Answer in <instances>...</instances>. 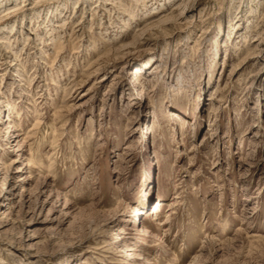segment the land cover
<instances>
[{
    "label": "rangeland",
    "instance_id": "374dc122",
    "mask_svg": "<svg viewBox=\"0 0 264 264\" xmlns=\"http://www.w3.org/2000/svg\"><path fill=\"white\" fill-rule=\"evenodd\" d=\"M0 264H264V0H0Z\"/></svg>",
    "mask_w": 264,
    "mask_h": 264
}]
</instances>
